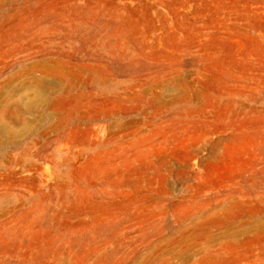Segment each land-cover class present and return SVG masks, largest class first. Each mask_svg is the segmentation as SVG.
I'll list each match as a JSON object with an SVG mask.
<instances>
[{
  "label": "rangeland",
  "instance_id": "374dc122",
  "mask_svg": "<svg viewBox=\"0 0 264 264\" xmlns=\"http://www.w3.org/2000/svg\"><path fill=\"white\" fill-rule=\"evenodd\" d=\"M0 264H264V0H0Z\"/></svg>",
  "mask_w": 264,
  "mask_h": 264
}]
</instances>
